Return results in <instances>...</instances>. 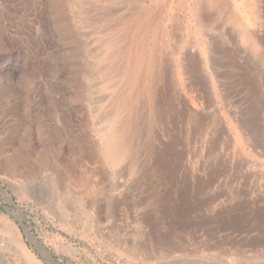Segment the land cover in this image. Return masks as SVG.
<instances>
[{
  "label": "rangeland",
  "instance_id": "1",
  "mask_svg": "<svg viewBox=\"0 0 264 264\" xmlns=\"http://www.w3.org/2000/svg\"><path fill=\"white\" fill-rule=\"evenodd\" d=\"M160 1L0 0V264H49L16 218L57 264H264L263 0L259 53L165 0L163 61L104 158V34Z\"/></svg>",
  "mask_w": 264,
  "mask_h": 264
},
{
  "label": "bare ground",
  "instance_id": "2",
  "mask_svg": "<svg viewBox=\"0 0 264 264\" xmlns=\"http://www.w3.org/2000/svg\"><path fill=\"white\" fill-rule=\"evenodd\" d=\"M189 1L190 16L194 19L199 29H206L207 31L215 23L218 28L219 25L231 24L239 30L243 44L248 43L255 51L260 48L259 40L257 41L256 36L248 29L251 25L257 24L259 19V11L253 0L245 5L242 12H245L246 16L242 18L238 9L239 5L232 8V11H236L239 14L236 17L235 14L227 11V7L221 0ZM160 3L161 6H156L153 10L141 8L137 5L136 8H132L130 11L131 19H129L127 29L124 28L122 33L114 35L112 31L115 29H111L113 27L111 26L108 27L110 29H107L104 34L106 39L109 40L107 42L108 54L101 58V61L106 62V71L100 77L106 88L112 92L113 99L111 98L108 101L109 105H112L109 112L110 116L108 117L109 125L98 137L104 158L111 162L123 158L127 153L128 143L125 137L127 118L125 113L129 110L130 104L136 100L139 92L149 89L150 82L163 61L158 51L160 47L159 41L164 36V29L161 26L164 18L162 17L161 19L160 16L164 12L166 2L161 0ZM262 8L264 11V5ZM173 27L176 30L178 29L177 20L174 22ZM171 37L175 39L176 36L172 35ZM175 43L178 44V42ZM175 49L174 51H176ZM260 51L258 50L257 52L259 53ZM123 115L125 116L123 117ZM31 241L36 244L33 238H31ZM39 251L42 254L44 253L41 249Z\"/></svg>",
  "mask_w": 264,
  "mask_h": 264
},
{
  "label": "water",
  "instance_id": "3",
  "mask_svg": "<svg viewBox=\"0 0 264 264\" xmlns=\"http://www.w3.org/2000/svg\"><path fill=\"white\" fill-rule=\"evenodd\" d=\"M17 221L19 222L21 228L23 229V231L25 232L26 236L29 238V240L31 241V238L34 239L33 235L27 231V229L25 228V226L21 223V221L16 218ZM35 240V239H34ZM32 242V241H31ZM33 243V242H32ZM35 243H33L35 249L40 253L39 249H41L44 253H40L41 257L43 259H45L49 264H57V262L51 257V255L41 246V244L35 240Z\"/></svg>",
  "mask_w": 264,
  "mask_h": 264
}]
</instances>
